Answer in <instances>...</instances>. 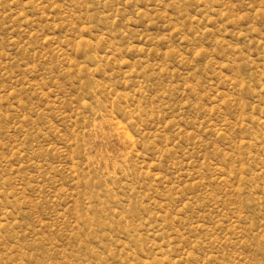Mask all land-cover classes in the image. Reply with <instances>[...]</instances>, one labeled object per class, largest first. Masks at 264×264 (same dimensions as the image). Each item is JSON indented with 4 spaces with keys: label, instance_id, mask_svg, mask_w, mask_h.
I'll return each instance as SVG.
<instances>
[{
    "label": "rangeland",
    "instance_id": "1",
    "mask_svg": "<svg viewBox=\"0 0 264 264\" xmlns=\"http://www.w3.org/2000/svg\"><path fill=\"white\" fill-rule=\"evenodd\" d=\"M0 264H264V0H0Z\"/></svg>",
    "mask_w": 264,
    "mask_h": 264
}]
</instances>
